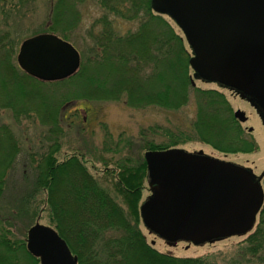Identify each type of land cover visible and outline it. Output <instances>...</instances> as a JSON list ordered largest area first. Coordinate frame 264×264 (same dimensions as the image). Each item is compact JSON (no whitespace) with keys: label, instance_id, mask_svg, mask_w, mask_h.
<instances>
[{"label":"trees","instance_id":"trees-1","mask_svg":"<svg viewBox=\"0 0 264 264\" xmlns=\"http://www.w3.org/2000/svg\"><path fill=\"white\" fill-rule=\"evenodd\" d=\"M98 1L104 12L96 21L95 29L90 28L87 34L91 43L80 69L65 80L44 82L29 76L17 65L16 55L21 43L18 31H6L1 27L2 23L9 25L10 19L16 24L17 16L24 15L23 0L16 3L0 0V15L4 16L0 18V108L14 109L15 117L20 113H33L41 122L54 125L58 132L65 117L63 108L71 101L124 98L133 108L159 107L177 112L188 106L193 98L195 115L185 128L156 125L150 128L151 134L145 130L141 132V147L145 151L165 150L189 141H201L231 154L258 149L252 134L247 133L235 118L224 93L192 84L186 41L173 24L152 10L150 0ZM72 2L74 0H56L49 11L50 22L42 31L58 32L69 40L68 34L77 27L79 20L77 6L74 9L76 3L73 6ZM123 22L136 28L124 31L121 28ZM7 84L11 85L15 95H19L18 100L11 98ZM48 86H59L68 93L59 102H49L47 94L53 97L52 90H41ZM22 98L37 99L40 103L27 105ZM152 134L161 135L163 141L150 139L148 135ZM57 136L59 134L51 131L54 142L39 159L31 155V161H35L36 183L46 190L50 219L78 256L79 264H214L204 257L160 252L147 241L140 229L136 209L138 191L147 176L145 159L138 155L136 160L132 159L135 164L130 165L125 160L124 165H119L118 192L131 202L126 211L90 173L82 158L71 156L58 161L54 157L59 149ZM11 140V128L1 125L0 199L20 151L19 143H10ZM66 176L70 177L67 181L64 180ZM260 217L263 220H259L257 230L247 238L250 239V251H257V242L264 243V208ZM1 242L3 250L8 251L7 245L14 246L6 240ZM22 248L24 251L23 245L19 247ZM260 248L264 249V245ZM7 259L0 256V264H7ZM31 261L37 263L33 257Z\"/></svg>","mask_w":264,"mask_h":264},{"label":"water","instance_id":"water-1","mask_svg":"<svg viewBox=\"0 0 264 264\" xmlns=\"http://www.w3.org/2000/svg\"><path fill=\"white\" fill-rule=\"evenodd\" d=\"M150 5L183 30L194 77L236 90L264 122V0H151ZM17 61L31 76L59 80L79 69L81 57L70 42L41 33L21 43ZM234 115L248 119L241 110ZM145 157L152 195L141 215L150 232L171 245L179 240L199 245L253 228L264 202V173L256 177L233 162L180 148ZM27 247L41 264H77L57 231L39 222L29 229Z\"/></svg>","mask_w":264,"mask_h":264},{"label":"rangeland","instance_id":"rangeland-1","mask_svg":"<svg viewBox=\"0 0 264 264\" xmlns=\"http://www.w3.org/2000/svg\"><path fill=\"white\" fill-rule=\"evenodd\" d=\"M9 1L16 3L17 0ZM55 2L56 0H23L24 15L17 16L19 21L16 24L13 23L14 19H10L9 25L5 26L2 23L1 27L6 31L17 30L21 40L44 32L42 29H45L50 22L49 11ZM74 4V9L77 6L79 20L77 27L68 34V38L69 42L78 49L84 61L85 53L91 43L87 34L91 30L90 28L94 27L95 29V23L103 14L104 9L98 0H83L82 2L74 0L72 5L74 6ZM62 11L59 12L60 17L63 15ZM3 17L1 14L0 18ZM165 18L174 25L171 19L166 16ZM121 28L127 31L136 27L128 22H123ZM175 29L177 28L175 27ZM56 34L60 36V33L56 32ZM16 63L18 65L17 59ZM195 85L202 89H214L224 93L234 110L241 109L246 112L249 119L242 126L247 133L252 134L258 144V149L249 153L225 156L224 153L201 141H189L174 147H181L189 151L201 149L216 157L250 166L257 174H260L264 170V126L260 114L250 104L217 84L195 80ZM37 87L39 88V86ZM7 88H9L11 98L16 99L19 96L12 92L11 85L7 84ZM45 89L52 90L54 95L51 97L50 94H47L50 96L49 102H59L68 93V90L59 86H53V88L48 86L41 90L47 92ZM123 99L71 101L63 108L65 117L58 132L54 125L41 122L33 113H20L15 117L14 109L12 111V109L0 108V126L8 125L13 134V140L10 143L16 141L20 145V151L14 167L7 177L5 191L0 199V245L3 243L2 240L9 241L14 245L13 247L7 245L8 251L0 248V256L8 258L7 264H31L30 255L19 247L22 245L25 247L28 229L37 220L42 224L56 225L50 219L46 190L41 189L36 183L35 161L33 163L31 161V155L39 159L40 155L46 152L48 146L54 142L55 138L51 139V131L59 134L57 136L59 137V149L54 157L58 161H64L71 156L82 158L90 173L127 211L131 202L126 201L123 195L118 192L116 180L120 163L124 165V161L128 160V163L133 165L135 164L133 160H136L138 155L144 159L145 150L141 147L143 146L141 132L145 130L151 134L150 128L156 125L170 129L185 128L190 118L195 115L196 110L193 98L188 106L177 112L163 110L159 107L133 108L128 106ZM21 100L27 102V105L30 102L37 105L40 103V100L37 99L36 101L29 98ZM249 127L253 128L252 132L248 131ZM148 137L156 142L163 141L162 136L158 134L148 135ZM69 178L66 176L64 180L67 181ZM147 180L148 178L145 176L140 186L141 189L138 191L139 196L136 201L138 215L140 204L150 194ZM64 186H67L66 182ZM32 195L34 196L32 197ZM261 218L259 219L263 220ZM139 225L147 241L151 243L155 240L153 246L163 253H172L175 256L183 257H204L214 264H264V249L260 248L264 243L257 242V251H250V239H247L249 235L230 237L202 246L183 241L169 246L164 239L150 234L141 221H139ZM257 227L254 230H257ZM66 228L69 227L66 226Z\"/></svg>","mask_w":264,"mask_h":264}]
</instances>
